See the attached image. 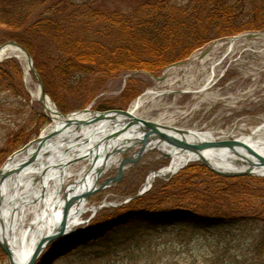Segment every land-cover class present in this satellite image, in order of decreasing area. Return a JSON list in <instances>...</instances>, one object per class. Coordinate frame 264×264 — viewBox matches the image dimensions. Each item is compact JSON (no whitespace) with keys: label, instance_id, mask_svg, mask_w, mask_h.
Instances as JSON below:
<instances>
[{"label":"trees","instance_id":"trees-1","mask_svg":"<svg viewBox=\"0 0 264 264\" xmlns=\"http://www.w3.org/2000/svg\"><path fill=\"white\" fill-rule=\"evenodd\" d=\"M250 30H264V0H0V44L15 40L28 49L46 91L66 112L86 107L122 72L159 74L216 38ZM21 71L15 57L0 63V109L8 103L13 110L10 98L23 95L18 88V82L23 85ZM141 89L132 79L123 97L132 98ZM32 119L41 127L48 122L43 112H35ZM40 131L29 125L9 134L10 148H0V156ZM138 191L126 192L131 196ZM121 219L102 238L173 224L211 230L261 223L255 250L262 257L264 177H226L200 161L191 162L170 179H157L148 192L127 204L103 209L89 226ZM56 243L37 264H56ZM6 258L0 247V261Z\"/></svg>","mask_w":264,"mask_h":264},{"label":"rangeland","instance_id":"rangeland-1","mask_svg":"<svg viewBox=\"0 0 264 264\" xmlns=\"http://www.w3.org/2000/svg\"><path fill=\"white\" fill-rule=\"evenodd\" d=\"M180 1L185 3L188 0ZM260 38H252L255 42L251 47L246 46L244 50L245 46L236 44L233 58L227 56L223 63L217 67L219 75L222 73L220 71L222 68L226 71L223 77L217 78L216 84L210 90L218 94L216 97L203 99L205 96L203 98H201L202 96L196 97L191 92L168 94L165 95L161 104L154 106L149 112H143L142 116L202 131L209 129L220 134L250 135L252 130L264 119V52H262L264 38ZM229 42L230 40L225 38L214 39L196 50L189 58L182 60V64L169 66L159 74L140 70L122 72L118 76L110 78L86 107L97 111L108 110L96 108L98 103H104L105 105H115L109 109H126L148 90L170 88L169 85L162 84L156 77H165L166 75V79L170 77L179 79L184 76L186 71L194 73L196 77L202 76L200 72L203 70V64L200 56L208 48L212 59H220L221 53L228 49ZM241 50L243 51L240 52ZM18 60L22 64L21 75L18 76V79L22 78L23 80L22 86L18 82V88L19 93L23 95L20 98H10L15 103L13 110L7 107L8 103L0 109V148L4 152L10 148H6L9 134L29 127V125L32 130L40 127V134L52 123V118L47 116V114L50 115L49 112L44 111L42 104L35 96V92L38 91V82L34 74L27 70L25 60ZM210 61L206 62V66L210 67ZM190 63H193L192 66H187ZM132 79L136 80L138 85L142 84V89L136 96L129 99L124 98L123 94ZM174 87H178V85L175 84ZM2 97L4 99V96ZM125 101H127L126 105H124ZM57 106L63 111L58 104ZM74 110L76 109L63 112L69 113ZM35 112H43L46 115L48 118L46 125L41 127V123H33L34 119L32 118ZM28 142L16 150L8 152L5 156H0V168L12 153ZM135 151V147L131 148L123 153L122 157L131 156ZM170 160L163 156L159 150H151L141 157L133 167L125 171V177L120 182L93 193L89 197L90 209L83 215L85 223L77 228L82 231L77 234L88 231L90 227L88 225L92 222L91 218L102 214L103 209L117 208L127 204L129 195L126 191L134 188L141 190L146 184L149 173L168 166ZM85 163H88L85 159L76 160L70 164V167L79 170ZM117 169L114 167L104 173L99 178V186L108 178L115 176ZM75 180L76 176L74 175L68 179V182ZM103 201L120 205L106 206L94 213L93 206L98 207ZM260 224L246 222L235 227L211 230H194L191 227L173 224L144 229L137 233L113 234L109 235L107 239L101 237L91 240L88 244L60 257L56 264H264V255L260 257L255 250ZM70 237L71 234L67 239ZM0 264L10 263L6 258L0 261Z\"/></svg>","mask_w":264,"mask_h":264},{"label":"bare ground","instance_id":"bare-ground-1","mask_svg":"<svg viewBox=\"0 0 264 264\" xmlns=\"http://www.w3.org/2000/svg\"><path fill=\"white\" fill-rule=\"evenodd\" d=\"M253 42H255V40H248L247 37L244 36L232 38L229 42L228 49L221 53L220 59L216 60L212 59L213 57L209 52L210 49L207 50L200 56L203 64V70L200 72L202 76L199 75L196 77L194 73L186 71L184 76L179 79L171 77L166 79L165 77L160 81L164 85H169L170 88L163 90H148L132 103L129 111L137 116H142L143 112H149L154 106L161 104L165 95L174 93L191 92L196 97L202 96L201 98H203V96H205L204 98L207 99L216 97L218 94L210 90L216 84L217 78L223 75L222 73V75L218 74L217 67L223 63V60L227 56L233 58L236 44L242 47L245 46V48H243L244 50L246 46L251 47ZM7 51L10 56H16L24 60L23 52L19 48L9 46ZM208 60H211L209 64L210 67L206 66ZM192 64L193 63H190L187 66H192ZM220 71L223 72L224 68ZM175 84H177L178 87H174ZM38 94L39 91L35 92L36 97ZM46 104L50 107L48 112L53 122L47 127L45 134L62 128L61 126L64 123L62 119L63 116L56 113L50 99H46ZM90 115L89 113H82L74 117L90 118ZM118 118L119 119L114 123L104 120L92 125L83 126L78 130H63L57 137L46 142L38 158L31 165L20 173L9 177L5 183L0 186V196L2 195V197H4L2 212L4 225L6 227L5 231L1 232L2 225L0 222V236L4 234L3 236L9 239L14 254H16L18 258L23 261L27 260L44 235L54 233L59 229L65 203V187L68 197L79 194L82 195L87 190L98 187L99 178H97V169L102 167V161L91 169L89 162L93 153L87 155L88 152L91 151L89 147L93 145V143L100 141L104 135L111 134L113 131L124 126L126 123L124 117L120 116ZM159 121L171 124L170 122ZM233 135L260 149H264V119L252 130L250 135ZM138 136H141V131L134 128L123 133L122 136H120V140H124L125 138H131L133 140ZM221 137H228V134H220L209 129L202 131L192 128L191 134L188 135L189 140H196L199 138L220 139ZM86 138L91 142H86V144H84L83 141ZM77 139H80L81 143L75 144ZM36 147L37 145L33 144L26 151L17 154L5 169L14 167L26 160ZM160 148L164 152H170L172 154L173 163L165 170L164 175L157 176L154 173L149 174L145 184L146 186L150 185L158 178L167 179L189 158L187 154L174 153L168 145L161 144ZM205 154L217 167L220 165L222 168L239 167L232 153L229 159L225 158L228 153L222 150L210 151ZM80 157L85 159L88 163H85L79 170L71 168L70 164ZM241 166L243 168L245 167L244 165ZM74 175L76 176V180L68 182V179ZM89 208L90 206L86 199H81L72 206L67 221L69 231L82 224L83 215ZM97 209V206H93L94 211H97Z\"/></svg>","mask_w":264,"mask_h":264},{"label":"water","instance_id":"water-1","mask_svg":"<svg viewBox=\"0 0 264 264\" xmlns=\"http://www.w3.org/2000/svg\"><path fill=\"white\" fill-rule=\"evenodd\" d=\"M9 46L17 47L23 52L24 60L26 62V66L29 71H31L37 82H38V91L37 95L39 102L42 104L44 111H48L50 107L46 104V99H50L52 102L55 111L58 115L63 116L64 123L61 126L62 128H58L53 130L47 134H45V130L41 132V134L35 139L28 142L22 148L18 149L14 153H12L4 165L0 168V186L5 183V181L14 176L24 169H26L29 165H31L39 156L40 151L49 140L57 137L60 133L65 129H80L83 126H88L95 124L100 121L107 120L109 122L114 123L118 120L120 116L124 117V121L126 123L121 128H118L116 131H113L111 134L104 135L100 141L93 143L89 148L91 149L87 155L93 153L92 158L90 159L89 165L91 169L97 166L100 161H102V167L97 169V178H100L104 173L109 171L110 169L117 167V174L114 177L108 178L107 181L103 182L100 186L94 187L93 189L87 190L82 195H75L72 197H68L65 190L64 193V208L62 220L59 226V229L48 235H44L33 251L32 255L25 261L18 258L10 245V241L6 236H0V247L4 251V253L8 256V260L10 264H37L40 260L41 256L44 255L45 251L49 247V245L59 240L62 237L68 236L70 234L73 237L66 240V243H59L55 248L53 256L55 259L66 255L73 250L77 249L79 246L88 244L92 239L97 238L103 235L105 232L112 230L115 225L119 224L121 220L116 222H112L105 226H101L95 229H92L87 232H83L81 234H76L80 232L81 229H68V214L73 205L78 203L81 199H86L89 203V197L95 193L97 190H103L106 187L112 186L120 182L124 176L125 171L132 166L148 151L153 149H158L165 157L171 158V163L168 166H165L159 170H154L151 173L156 174L157 176H161L165 174V170L169 168L173 163L172 154L170 152H164L161 150L160 145L165 144L168 145L172 151L176 154H187L189 158L181 164L171 175L177 173L182 168H184L188 163L192 161H201L203 162L209 169L214 171L215 173L226 176V177H237V176H264V149H260L257 146L248 143L247 141L237 138H220V139H196L189 140L188 135L191 134V130L183 127H178L166 123H162L159 121H155L149 118H145L142 116H137L131 113L128 109L116 108V109H108L104 111H97L92 109L91 107H86L83 109H78L73 112L64 113L61 111L53 98L48 94L45 88L44 80L38 72L35 61L31 53L28 51L26 47L20 44L15 40H8L2 44H0V63L5 59L11 58L8 54L7 48ZM16 57V56H15ZM19 58V57H18ZM181 61L174 63L173 65L180 64ZM157 79H163V77H157ZM89 113L90 118H80L74 117L78 116V114ZM47 114V113H46ZM50 118V115L47 114ZM138 129L141 131V136L134 138H125L124 140H120V136L123 133L130 129ZM77 137V136H76ZM84 144L86 142H91L89 139H84ZM81 143L80 139H77L75 144ZM33 144H36V149L32 152V154L20 164H17L14 167L9 169H5L10 161L14 159V157L29 149ZM138 148L131 156L122 157V154L130 150L131 148ZM222 150L226 154V159L231 157V153L235 156V161L238 163L239 167H228L222 168V166L214 165L205 153L210 151H219ZM86 155V156H87ZM88 158V157H86ZM83 158H77L80 160ZM76 161V160H75ZM73 161V162H75ZM241 165H244L243 168ZM262 171H258V170ZM150 173V174H151ZM153 186L151 183L148 186H144L136 195L130 196L127 201L131 200L134 197H138L148 190H150ZM126 201V202H127ZM108 203V204H107ZM4 204V197L0 196V222L2 225L1 232H4L6 227L3 221V212L2 205ZM118 206L120 204H113L107 201H103L101 206ZM97 211H94L96 213ZM93 216V215H92ZM91 216V217H92ZM13 218V217H12ZM11 219V217H10ZM65 242V241H64ZM58 249V250H57Z\"/></svg>","mask_w":264,"mask_h":264}]
</instances>
